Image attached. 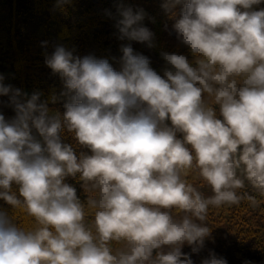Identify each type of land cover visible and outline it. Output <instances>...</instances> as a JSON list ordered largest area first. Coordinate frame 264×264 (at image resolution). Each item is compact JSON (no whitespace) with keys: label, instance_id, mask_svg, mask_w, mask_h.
<instances>
[{"label":"clouds","instance_id":"obj_1","mask_svg":"<svg viewBox=\"0 0 264 264\" xmlns=\"http://www.w3.org/2000/svg\"><path fill=\"white\" fill-rule=\"evenodd\" d=\"M262 2L165 0L172 16L182 5L172 28L194 59L162 52L163 75L127 43L119 70L57 45L45 64L64 90L49 100L0 76L15 112L0 114V199L32 221L0 212V264H194L209 208L244 198L238 169L264 196V8L253 9ZM117 11L119 40L155 47L143 9ZM61 98L65 111L52 112ZM65 130L90 154L78 158ZM193 170L213 195L189 182ZM77 174L86 202L64 182ZM201 264L227 261L209 250Z\"/></svg>","mask_w":264,"mask_h":264},{"label":"trees","instance_id":"obj_2","mask_svg":"<svg viewBox=\"0 0 264 264\" xmlns=\"http://www.w3.org/2000/svg\"><path fill=\"white\" fill-rule=\"evenodd\" d=\"M165 0H0V76L6 85H12L29 94L41 92V100H49L64 90L58 74L45 64L46 55H51L57 45L74 50V55L83 57L94 55L106 58L119 70L122 55L121 44L131 43L133 49L150 58L151 67L158 74L170 67L161 56L162 52L185 55L189 62L193 56L188 48L177 40L173 24L179 18L182 7L176 9L177 15L165 12L162 4ZM143 9L146 13L143 26L149 28L155 36V47L135 41H121L115 27L119 19L118 6ZM264 8V2L254 5L253 9ZM46 42V45L45 43ZM205 98H207L205 96ZM65 98L55 104L49 103L52 112L65 111ZM0 114L6 119L15 116L9 97L0 96ZM170 126V121L167 122ZM182 138V134H177ZM37 138L39 139L38 135ZM63 143L73 147L78 158L89 155L90 150L78 144L74 134L63 131ZM193 186L204 184L196 170L187 177ZM65 183L76 188L77 196L86 202L87 193L83 182L68 176ZM206 183V182H205ZM3 191V189H0ZM12 191L18 195V186ZM238 195L244 198L237 205L210 207L206 223L211 235L205 240V247L199 254H191L194 264H201L209 250L226 259L227 264H264V196L251 184L238 189ZM249 197L254 198L253 204ZM0 212L15 217L21 226H30L32 221L23 212L14 209L0 199ZM183 252L191 253V247L185 245Z\"/></svg>","mask_w":264,"mask_h":264},{"label":"rangeland","instance_id":"obj_3","mask_svg":"<svg viewBox=\"0 0 264 264\" xmlns=\"http://www.w3.org/2000/svg\"><path fill=\"white\" fill-rule=\"evenodd\" d=\"M237 175L241 179H244L245 186L250 185V183L244 178V173H243V169L242 168L241 169H238ZM194 187H196L197 190L200 191L202 193V195H204L205 197H209V196L213 195V192H212L211 187L207 183H205V182H204V184L196 185Z\"/></svg>","mask_w":264,"mask_h":264}]
</instances>
